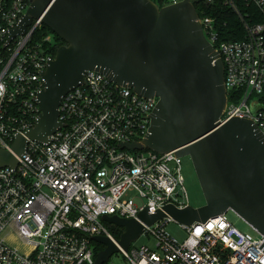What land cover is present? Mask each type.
Instances as JSON below:
<instances>
[{
  "label": "built area",
  "instance_id": "1",
  "mask_svg": "<svg viewBox=\"0 0 264 264\" xmlns=\"http://www.w3.org/2000/svg\"><path fill=\"white\" fill-rule=\"evenodd\" d=\"M215 1L235 14L242 32L222 39L205 6L210 2L194 3L203 34L223 63L227 99L220 120L247 118L264 133V0ZM30 3L0 0V148L8 151L41 112V74L55 55L53 35H36L41 19L11 36ZM157 102L98 71L84 73L61 98L62 126L48 142L28 140L15 168L0 167V264H93L92 236L116 240L103 215L136 218L145 208L152 214L167 204L189 205L174 150L121 146L141 141ZM170 221L167 216L142 232L156 239V250L121 249L127 264H264V237L240 231L226 213L182 225L187 236L181 242L165 231Z\"/></svg>",
  "mask_w": 264,
  "mask_h": 264
},
{
  "label": "water",
  "instance_id": "2",
  "mask_svg": "<svg viewBox=\"0 0 264 264\" xmlns=\"http://www.w3.org/2000/svg\"><path fill=\"white\" fill-rule=\"evenodd\" d=\"M181 0L159 7L152 0H31L11 36L25 32L33 19L64 41L42 72L37 94L40 114L32 128L17 134L11 151L0 148V167L15 168L28 140L47 143L62 124L61 98L82 83L88 70L143 97L157 96L150 126L141 141L123 143L132 150L175 151L189 156L204 204L155 213L145 208L136 218L103 215L123 229L115 241L95 235L104 248L93 264H104L158 220L169 216L190 226L232 210L264 237V133L250 119L220 120L226 103L221 58L203 34L194 3Z\"/></svg>",
  "mask_w": 264,
  "mask_h": 264
},
{
  "label": "rangeland",
  "instance_id": "3",
  "mask_svg": "<svg viewBox=\"0 0 264 264\" xmlns=\"http://www.w3.org/2000/svg\"><path fill=\"white\" fill-rule=\"evenodd\" d=\"M180 167L181 174L183 176V185L187 193L189 205L193 207H199L203 205V194L197 181V177L189 156L181 157ZM226 216L227 219L240 231L249 233L252 236L257 235V233L232 210H227ZM104 224L107 228L108 226L112 225L106 223L105 221ZM165 231L177 242H181L187 236V231L184 229V227L173 220L165 226ZM156 243L157 241L152 235L142 234L131 243V247L146 245L150 249L156 250ZM104 264H127V259H125L122 253L119 251L117 253H114Z\"/></svg>",
  "mask_w": 264,
  "mask_h": 264
},
{
  "label": "trees",
  "instance_id": "4",
  "mask_svg": "<svg viewBox=\"0 0 264 264\" xmlns=\"http://www.w3.org/2000/svg\"><path fill=\"white\" fill-rule=\"evenodd\" d=\"M154 1L159 7L163 6V4L166 2V0H152ZM207 7V10L211 12L214 16H216L217 20V28L221 34L222 39L228 40V39H238L241 37V26L239 21L237 20V17L235 14L230 11L227 7L222 5L220 1H212L209 4L205 5ZM47 34L51 33L53 35L52 42H51V48H52V54L55 53L56 49L64 44V41L59 38L56 34H54L48 27L43 25L37 32L38 34ZM108 230L110 231L111 235L118 239L123 232V229L118 228L116 226H108ZM104 248L103 245L95 243V254H97L98 251L102 250Z\"/></svg>",
  "mask_w": 264,
  "mask_h": 264
}]
</instances>
